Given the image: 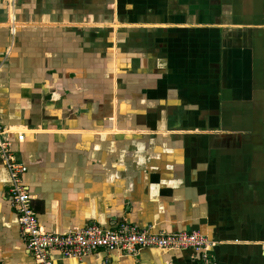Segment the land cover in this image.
<instances>
[{
  "label": "crops",
  "instance_id": "crops-1",
  "mask_svg": "<svg viewBox=\"0 0 264 264\" xmlns=\"http://www.w3.org/2000/svg\"><path fill=\"white\" fill-rule=\"evenodd\" d=\"M0 119L45 231L212 242L55 264H264V0H0ZM9 186L0 264H35Z\"/></svg>",
  "mask_w": 264,
  "mask_h": 264
},
{
  "label": "built area",
  "instance_id": "built-area-1",
  "mask_svg": "<svg viewBox=\"0 0 264 264\" xmlns=\"http://www.w3.org/2000/svg\"><path fill=\"white\" fill-rule=\"evenodd\" d=\"M13 132L18 134V140H23L22 132L5 128L0 119V161L10 178L8 198L17 214L20 235L35 264H55L58 259H80L103 252L135 256L144 248L205 252L207 247L211 246L212 242L196 230H156L153 226H140L127 220L108 228L93 223L62 232L45 231L31 206V196L22 183V175L27 167L15 156L12 141L8 136Z\"/></svg>",
  "mask_w": 264,
  "mask_h": 264
}]
</instances>
